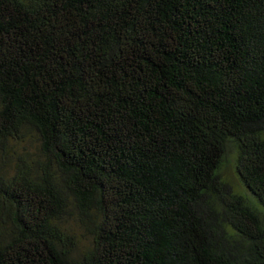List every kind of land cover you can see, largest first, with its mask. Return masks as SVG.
<instances>
[{
    "label": "trees",
    "instance_id": "obj_1",
    "mask_svg": "<svg viewBox=\"0 0 264 264\" xmlns=\"http://www.w3.org/2000/svg\"><path fill=\"white\" fill-rule=\"evenodd\" d=\"M27 131L0 264H264V0H0V160Z\"/></svg>",
    "mask_w": 264,
    "mask_h": 264
},
{
    "label": "rangeland",
    "instance_id": "obj_2",
    "mask_svg": "<svg viewBox=\"0 0 264 264\" xmlns=\"http://www.w3.org/2000/svg\"><path fill=\"white\" fill-rule=\"evenodd\" d=\"M37 149L36 136L30 131L25 132L21 138V142L10 148L8 154L1 158L0 174H9L17 157L26 158L28 160L36 158ZM234 156L235 153L233 148L229 146L222 162L220 170L221 176L228 182L233 191L250 198V193L240 183L234 171ZM63 225L76 239V247L78 252L90 244V239L78 226L73 216L65 218Z\"/></svg>",
    "mask_w": 264,
    "mask_h": 264
}]
</instances>
